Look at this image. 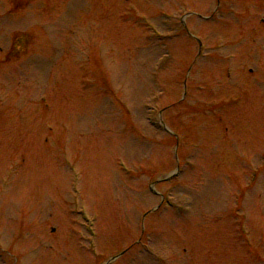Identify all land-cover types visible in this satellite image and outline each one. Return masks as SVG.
Wrapping results in <instances>:
<instances>
[{"label":"rangeland","instance_id":"rangeland-1","mask_svg":"<svg viewBox=\"0 0 264 264\" xmlns=\"http://www.w3.org/2000/svg\"><path fill=\"white\" fill-rule=\"evenodd\" d=\"M220 4L0 0V264H264V0Z\"/></svg>","mask_w":264,"mask_h":264}]
</instances>
